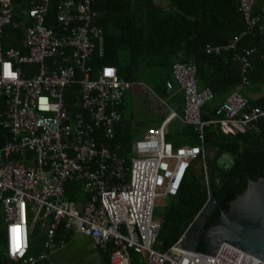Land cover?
<instances>
[{
  "label": "built area",
  "instance_id": "1",
  "mask_svg": "<svg viewBox=\"0 0 264 264\" xmlns=\"http://www.w3.org/2000/svg\"><path fill=\"white\" fill-rule=\"evenodd\" d=\"M256 2L239 0L243 30L223 50L264 32V8L254 13ZM51 3L30 0L16 14L13 0H0V211L7 257L23 264L46 259L77 233L91 238L109 264H206L197 249L182 246L195 219L169 248H154L160 231L153 218L156 199L176 196L194 161L201 160L205 171L207 129L259 133L264 109L253 107L242 93L255 48L238 56L241 82L209 120L202 114L213 91L198 88L193 64L174 62L166 89H181V121L193 129L201 147L175 148L166 140V127L177 118L171 112L134 141L125 158L106 143L123 119L121 106L132 83L113 66L97 71L91 66L104 47L93 0H60L52 17ZM5 28L22 31L21 51L2 46ZM206 51L215 50L207 46ZM73 86L79 108L70 116L64 96ZM68 183L77 185L82 200H65ZM34 230L43 237L37 257L28 253Z\"/></svg>",
  "mask_w": 264,
  "mask_h": 264
},
{
  "label": "trees",
  "instance_id": "2",
  "mask_svg": "<svg viewBox=\"0 0 264 264\" xmlns=\"http://www.w3.org/2000/svg\"><path fill=\"white\" fill-rule=\"evenodd\" d=\"M22 1L13 0L15 7ZM59 1L52 0L50 17ZM263 8L264 0H257L253 12L262 13ZM92 9L98 14L96 23L103 29L104 38L102 55H94L91 61L93 70L113 66L120 77L132 83L131 88L134 83L140 82L138 73L142 68L166 70V77L154 87L161 94L166 90L165 83L171 77L174 62L193 64L198 84L214 93V99L203 108V120L213 118L223 97L241 82V65L237 58L244 49L252 47L256 51L252 70L247 74L248 80L253 86L264 85V32L254 38H242L233 50H223L243 30L239 0H165V5L155 0H93ZM19 13L17 9L16 14ZM21 38V30L5 28L1 44L4 48L21 51ZM207 46L215 51L207 53ZM64 101L70 116L78 111L77 86L66 90ZM250 104L264 109V97L251 99ZM189 128L191 135L197 139L193 129ZM165 137L169 141L168 134ZM132 141L131 133L125 129V121L122 120L115 126L114 139L106 145L118 155L128 158ZM204 145L218 148L216 158L224 151L238 158L225 183L218 189L213 185L209 189L202 186L201 177L194 174L185 177L177 195L168 200L155 249L164 251L178 241L206 203L208 191L215 198L217 207L207 219L204 230L215 225L220 209L226 210L229 203L243 193L248 178L257 180L264 175V119L259 122L258 134L227 133L219 126L207 129ZM82 199L83 195L75 183L65 185V200L73 202ZM63 234L61 229L57 231V237ZM65 235L68 237V234ZM37 237L42 244L35 249ZM3 239V232L0 231V253L7 257ZM203 245L200 239L197 250ZM41 252L43 237L34 230L28 253L38 256ZM106 264H109L107 258Z\"/></svg>",
  "mask_w": 264,
  "mask_h": 264
},
{
  "label": "water",
  "instance_id": "3",
  "mask_svg": "<svg viewBox=\"0 0 264 264\" xmlns=\"http://www.w3.org/2000/svg\"><path fill=\"white\" fill-rule=\"evenodd\" d=\"M237 158V155L224 151L213 162L212 171L209 169L204 174L202 168V186L210 188L213 179L216 189ZM213 160L210 158L211 162ZM216 207L215 198L209 193L182 246L196 250L201 239L204 245L198 253L206 264H264V175L257 180L248 178L243 193L237 195L226 210L220 209L215 225L204 230ZM96 248L91 238L74 233L63 248L30 264H106L102 254L100 261H96ZM0 264L17 263L0 256Z\"/></svg>",
  "mask_w": 264,
  "mask_h": 264
},
{
  "label": "crops",
  "instance_id": "4",
  "mask_svg": "<svg viewBox=\"0 0 264 264\" xmlns=\"http://www.w3.org/2000/svg\"><path fill=\"white\" fill-rule=\"evenodd\" d=\"M29 2H30V0H23L21 4L17 5L16 11H17V9L19 12L26 10L29 7ZM155 2H156V0H155ZM167 81H172V76ZM138 85H140L139 82L134 83L133 88H131V89H133V107H134L133 108V141H132V143L134 141L140 139L142 137V135L148 129L155 128V127L159 126L171 112H174L177 115V118L173 119L166 127V135L168 134V136H169V142L175 148L197 146V145H187L186 144L188 140L196 139V138H194L191 135L190 128L188 126L184 125L181 121V116H182V112H183V105H184V97H183V93H182L181 89L175 85L171 91H168L166 89L165 91H162L161 94L156 92L153 89V92H152L153 95H152L151 99L141 100L138 96H135V92H134V88ZM197 85H198L199 89L205 88V87H202V85L198 84V82H197ZM248 87L251 88V90H253L254 93H257L253 98H249L250 100L251 99H258L260 97H264V94H260V90L264 87V85H261L259 87L253 86L249 81V85L246 88H248ZM228 94H226L223 97L221 104L224 102V100L226 99ZM127 95L125 94V96L123 98L121 111L123 113V119L122 120L125 121V129L129 131L130 127L128 126L127 120L132 115L129 114L128 118L125 115L124 101H125V98ZM142 109L147 111L146 117H143L141 111H139ZM170 124H173V126H174L173 132H167L168 126ZM196 140H198V139H196ZM204 152H205V160L207 162L208 161L210 162V158H214V156L216 158L218 148L204 145ZM196 162H198V160L193 162L188 175L194 174L196 177H201V170L203 167H202L201 161L199 162V164H196ZM205 187L207 189H209L207 186H205ZM2 232H3V230H2ZM34 257H37V256H34ZM16 263L22 264L20 262H16Z\"/></svg>",
  "mask_w": 264,
  "mask_h": 264
},
{
  "label": "rangeland",
  "instance_id": "5",
  "mask_svg": "<svg viewBox=\"0 0 264 264\" xmlns=\"http://www.w3.org/2000/svg\"><path fill=\"white\" fill-rule=\"evenodd\" d=\"M156 2L160 5H165V0H156ZM167 75L166 70H153V69H147V68H142L139 73H138V80L140 81L138 86L134 88L135 96H138L141 100H147L152 98V92L154 87L161 82L162 79H164ZM246 97L248 98H253L257 93H254L251 88H246L242 92ZM128 94V95H127ZM260 94H264V87L260 90ZM126 98L124 101V110H125V115L130 116L127 120L128 126L131 128L129 131L131 133V136L133 138V89L128 91L126 93ZM142 113L143 117L147 116V111L144 109L139 110ZM173 124H170L168 126L167 132H173ZM187 145H197L201 147V144L198 140L196 139H191L188 140ZM201 160H198L196 164H199ZM198 175V174H197ZM169 198L166 197H160L156 199V205L154 208V213H153V218L156 222H160L162 219V215L166 209L167 203H168ZM31 215L27 214V221L30 226H34L31 223ZM4 222H3V216L0 211V231L4 230ZM42 244L41 239L37 237L36 239V244H35V249L40 247Z\"/></svg>",
  "mask_w": 264,
  "mask_h": 264
},
{
  "label": "flooded vegetation",
  "instance_id": "6",
  "mask_svg": "<svg viewBox=\"0 0 264 264\" xmlns=\"http://www.w3.org/2000/svg\"><path fill=\"white\" fill-rule=\"evenodd\" d=\"M218 158V157H217ZM217 158H215V156H214V160L211 162H207L206 160H205V171H204V174L206 173V171L207 170H213V162L217 159ZM204 174L201 172V178L204 176ZM227 176V175H226ZM226 176H225V178L223 179V181L217 186V188L216 189H218V187H221L224 183H225V181H226ZM214 180L212 179V184L211 185H213L214 186ZM214 212V211H213ZM97 249V248H96ZM98 250V249H97ZM0 256L2 257V258H4V256L0 253ZM95 258H96V261L97 262H99L100 260V253H99V251H97V253H95Z\"/></svg>",
  "mask_w": 264,
  "mask_h": 264
}]
</instances>
